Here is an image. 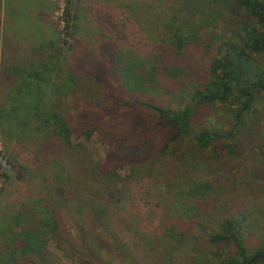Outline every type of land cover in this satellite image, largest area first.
I'll return each mask as SVG.
<instances>
[{"label":"trees","instance_id":"trees-1","mask_svg":"<svg viewBox=\"0 0 264 264\" xmlns=\"http://www.w3.org/2000/svg\"><path fill=\"white\" fill-rule=\"evenodd\" d=\"M71 2L64 7L66 26ZM172 9L145 54L133 56L105 40L94 58L68 62L61 77L64 39L27 45L1 33L0 140L5 151L26 147L42 175L60 184L0 223V264H57L45 259L47 244L74 264H105L100 251L112 234V196L119 202L122 185L155 173L165 193H185L193 205L184 219L165 214L161 235L179 245L196 232L214 251L211 259L186 264H264V243L249 242L235 169L264 93V0H175ZM177 11L195 17L197 28L185 27ZM216 21L219 35L212 32ZM84 79L105 97L93 103L84 96L68 119L59 113L60 101ZM216 107L225 121L207 127L203 120ZM92 136L105 148L103 159L87 166L100 186L93 196L76 195L68 184L79 178L80 140ZM195 153L221 163L196 183L181 167ZM210 212L213 225L205 220ZM259 232L264 239V216Z\"/></svg>","mask_w":264,"mask_h":264},{"label":"rangeland","instance_id":"rangeland-1","mask_svg":"<svg viewBox=\"0 0 264 264\" xmlns=\"http://www.w3.org/2000/svg\"><path fill=\"white\" fill-rule=\"evenodd\" d=\"M20 1L25 10L27 0ZM48 1L51 3L49 17L51 26L57 39L65 41L60 47L61 54L63 50L65 52L58 67L59 77L64 73L68 62L80 58H94L97 47L105 40L115 41L121 50L133 56L145 54L161 37L165 22L171 18L175 10L172 9L175 0H71L70 17L66 19L68 20L66 26L63 12L67 0ZM176 14L181 17L185 27L197 28L195 17L189 19L181 13L183 19L178 11ZM7 29V15L6 17L2 15L0 35ZM198 31L204 33L210 30ZM212 32L217 35L221 33L220 22L216 21ZM19 43L29 44L27 41ZM100 95L104 94L91 82L81 80L75 93L61 99L59 113L71 119L75 108L87 101L84 96H90L92 99L89 100L95 103ZM255 108L258 121L251 138L240 145L241 155L235 168L239 195L248 209L247 224L251 245L264 243L259 232L264 216V93L260 94ZM223 120L225 121V116L222 109L216 107L211 109V114L203 121L207 127H219ZM80 143L83 150L82 164L78 170L79 178L69 182L68 188L76 195L93 196L100 183L90 176L87 166L91 162L101 161L105 148L96 136L80 140ZM8 150L5 151L0 140V223L6 221L29 199L38 195H51L53 189L60 184L56 177L52 179V176L42 175L36 161L31 162L26 147H11V150ZM220 166L221 163H213L202 153L188 154L181 163V167L188 171L195 183L203 180ZM151 177L134 178L128 184L122 185L119 202H113L112 196V204L109 206L112 213L110 220L112 234L100 251L101 259L105 264H164L163 257L166 256L167 260L172 259L174 263L186 264L194 259L213 255L214 251L195 235L196 232H189L179 245L161 235L162 218L165 214L184 219L192 214L193 205L185 193H165L157 182L156 173ZM109 186L107 183V187ZM215 214L210 212L205 216L206 222L210 225L216 221ZM62 221L65 223L64 219ZM66 229L68 230V227ZM45 253V259L48 261L74 264L62 257L51 244H47ZM210 256L207 258L211 259Z\"/></svg>","mask_w":264,"mask_h":264},{"label":"crops","instance_id":"crops-1","mask_svg":"<svg viewBox=\"0 0 264 264\" xmlns=\"http://www.w3.org/2000/svg\"><path fill=\"white\" fill-rule=\"evenodd\" d=\"M33 1L27 0L26 9L23 10L20 0H0V16L7 15V31L12 39L27 41V45L53 44L57 37L49 20L51 3L48 0Z\"/></svg>","mask_w":264,"mask_h":264},{"label":"built area","instance_id":"built-area-1","mask_svg":"<svg viewBox=\"0 0 264 264\" xmlns=\"http://www.w3.org/2000/svg\"><path fill=\"white\" fill-rule=\"evenodd\" d=\"M61 26H62V22H60ZM0 181H1V178H0Z\"/></svg>","mask_w":264,"mask_h":264}]
</instances>
